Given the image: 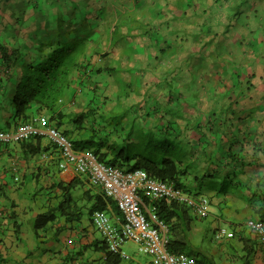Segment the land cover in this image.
Instances as JSON below:
<instances>
[{"label": "crops", "instance_id": "crops-1", "mask_svg": "<svg viewBox=\"0 0 264 264\" xmlns=\"http://www.w3.org/2000/svg\"><path fill=\"white\" fill-rule=\"evenodd\" d=\"M174 4L181 10L164 15L169 23L162 31L153 24L147 27L153 30L133 28L124 36L119 29L115 46L103 45L107 52L103 57L94 53L102 46L91 42L84 67L74 73L73 85L60 104V118L51 123L71 136L78 150H98L109 163L127 166L123 170L141 160L154 161L139 153L126 157V143L163 147L168 153L175 148L172 158H166L176 162L181 185L197 190L195 194L186 190L195 200L207 196L211 201L206 216L189 209L190 243L214 257L216 264H264V241L246 225L264 218L262 51L236 47L227 36L205 29L207 16H213L205 14L204 1ZM191 4L193 14L186 9ZM192 15L203 21L190 23ZM237 68L245 71L236 72ZM16 77L0 68L3 130L16 127ZM121 87L131 90L127 97L121 96ZM107 99L141 104L120 122L119 145L113 131L103 134L98 122L88 121L89 116H99ZM39 115L38 106L28 111L29 119ZM91 132L100 137L95 149L85 145L95 140L88 136ZM157 134L161 140L155 139ZM61 161L60 150L48 137L0 142V264H152V256L130 263L120 256L109 258L93 212L101 208L117 224L122 213L100 187L73 166L61 168ZM223 227L235 237L217 238ZM207 241L212 242L209 248Z\"/></svg>", "mask_w": 264, "mask_h": 264}, {"label": "trees", "instance_id": "trees-1", "mask_svg": "<svg viewBox=\"0 0 264 264\" xmlns=\"http://www.w3.org/2000/svg\"><path fill=\"white\" fill-rule=\"evenodd\" d=\"M24 1H21L24 5L22 9L24 13L28 9H33L38 14H36V19L34 20L36 21V29L30 32V43L25 42V40L23 42L24 37L21 36L20 32L18 33L16 27H13V30L11 29L10 43L13 46L4 42L3 39H0V68L7 75L12 76L15 74L17 76L14 80L15 96L13 99L15 110L14 121L16 126L32 120L28 117V111L33 106L39 107V116L48 115L50 121H57L60 118V104L73 85V75L76 71L84 67V62L91 49L90 33H92V30L84 35V31L78 29L73 34L76 24L84 22L90 14V11L87 12L88 3L72 2V11L68 12L69 19L65 20V14L62 12L63 7H60L61 2L56 6L57 1L45 0L46 2H51V6L48 5L49 7H45V3L44 6H41L43 4L39 0L30 1V3ZM30 6L32 7L29 8ZM59 7L60 9L56 11L55 15L54 13L52 14L50 20L49 10ZM142 7L145 11L139 12ZM156 7L159 8L157 5ZM155 8H149L146 4L144 6L141 5V7L126 9L125 11L118 10L116 12V9H114L115 12H113L111 9L110 14L108 13V9L106 10L105 8L103 10V18L115 21L114 17L119 15L121 19H128L129 22L124 24L130 27L129 30H134V23L137 24L139 21L136 20L133 22L135 16L146 11L148 15L152 12L159 13L158 8ZM96 11L100 12L102 9ZM74 16H76V19L71 20L74 19ZM22 21L23 19H20V22ZM46 21H49V24L55 21L57 27H47ZM72 24L73 26L70 27ZM117 27H119V24L115 23L113 27L111 25L108 29L115 30ZM94 53L99 55L103 54V56L107 55V52L103 53L100 50H95ZM75 148L78 149L77 147ZM92 151L99 156L101 161L113 165L109 163L110 161H106L105 157H101L98 150ZM154 161L141 160L132 169H143L149 176L167 182H173L176 187L186 192L179 182V171L173 159L165 158L160 164ZM186 193L189 194L188 192ZM203 197L207 196H202L196 199V201ZM145 203L154 207L159 219L168 225L169 250L171 252L186 254L193 264H216L214 257H211L207 252L199 249L189 241V233L192 225L189 209L192 210V207L184 202L168 198L159 199L154 202L145 199ZM218 231L216 232V236ZM106 249L109 258L115 256L116 258L118 257V260L120 259L119 255L108 250L107 245Z\"/></svg>", "mask_w": 264, "mask_h": 264}, {"label": "rangeland", "instance_id": "rangeland-1", "mask_svg": "<svg viewBox=\"0 0 264 264\" xmlns=\"http://www.w3.org/2000/svg\"><path fill=\"white\" fill-rule=\"evenodd\" d=\"M22 0H0V39L10 45H12L10 42V36H11V29L13 30V27H16L18 30V33H21V36L24 37L23 42L30 43V32L36 29V12L33 9H28L26 13L23 12L24 5L21 2ZM28 1H34V0H25L24 2ZM52 1V0H50ZM57 1L56 6L59 5L62 8V12L65 14V20L69 19L68 12L72 11V2H83L88 3L87 12L90 11L89 16L85 19L82 23H77L76 28L73 31V34H75V31L78 29H82L84 32L83 34H88L90 30H92V33H90V40L93 42V44H97L99 47L102 46L101 52H105L103 49V45L107 43H112L111 45L115 46L116 42H118L119 38V29L124 32V36H129L127 34L130 33L129 26H126L129 22L128 19L124 20L121 19V17L115 16L114 20H108L103 18V10L106 8L108 9V13L110 14L111 9L114 11L116 9V12L118 10L125 11L126 9L141 7V5H148L149 8H154L152 6H159L158 8L159 13L163 14L161 17H155L151 14L155 13L152 12L148 15L147 11L145 13H140V15L135 16V20H139V17L142 18V21H138L137 24L134 23L135 28L143 30L144 32H147L148 30H151L152 28L148 29L147 27L154 24L153 29H158L157 31H162L165 24L169 23V20L164 19V15L168 17V13L171 14V10L174 9V12H179L181 10L180 6H177L174 4L175 0H53ZM59 1V2H58ZM204 1L203 10H205V14L210 12L209 14H212L213 17L207 16L209 18L206 19L205 15V29L212 28L215 30L217 36H227L228 40L231 41L234 44H236V47H249L252 52L259 53L263 56L264 60V0H202ZM39 2L45 7L51 6V2H46L45 0ZM54 4V3H53ZM140 4V5H139ZM32 5H34L32 3ZM49 5V6H48ZM30 6L29 8H31ZM59 8H51L49 10V16L51 20V16L54 13L56 14V11ZM183 7V6H182ZM189 7V8H188ZM199 7V6H198ZM155 8V9H156ZM98 9H102V11H96ZM187 13H194V7L193 5H188L186 7ZM145 9L142 7L139 12H144ZM45 14V12H44ZM208 14V15H209ZM38 15V14H37ZM149 16L154 17V19L150 20L148 19ZM124 18V17H122ZM20 19H23L22 22H20ZM76 16H74L75 20ZM113 19V18H112ZM190 23H197V21H203L202 18H197V20L194 18V15L190 17ZM176 21V20H175ZM174 21V22H175ZM79 22V21H78ZM119 24V27L115 29L113 32V38L111 39V29H108L113 27L115 24ZM47 27L49 28H56V22H51L49 24V21H46ZM44 23V24H46ZM122 23V24H121ZM125 23V24H124ZM73 24L70 26L72 27ZM44 27V25H43ZM152 29V30H153ZM233 31V32H232ZM22 37V38H23ZM243 37V38H242ZM238 39V40H237ZM263 42H262V41ZM17 45V44H16ZM238 45V46H237ZM13 46V45H12ZM222 47H224L222 45ZM103 57V54H102ZM121 63V62H120ZM236 72H244L245 68L241 69H235ZM121 96L127 97L129 95V89H125L121 87ZM117 98V97H115ZM106 100V99H105ZM108 100V99H107ZM148 105H144V108H147ZM141 109V104L133 103L130 100L127 101H116V99L111 102V100L105 101L104 106L102 107V111L99 113L98 117L89 116L88 121L89 124H94L95 122H98V128L99 131H102L103 134L106 132L115 133L118 140V145L123 137L120 134V122L125 117V115H130L134 111H138ZM98 120H96V119ZM90 131H92L91 126L89 127ZM101 133V134H102ZM95 132H91L88 134V136H92L91 138L95 139L94 142L86 143L88 147H94L96 148L97 144L100 142L98 138L100 137H94ZM69 138L71 136L68 135ZM144 138V137H143ZM161 140V136L158 134L156 135L155 139ZM72 139V138H71ZM129 139V138H128ZM73 140V139H72ZM145 142L148 141L147 138H144ZM158 144V143H157ZM120 148H123V146H120ZM126 157H134L136 153H139L147 158L153 157L152 159L157 161H162L166 157H171L174 154L175 148L172 149L169 153L164 149L163 147H152L145 143V145L142 143V145H138L134 147L131 144L126 143ZM90 149V148H89ZM83 149V150H89ZM171 148H169L170 150ZM135 162L131 161V165H134ZM123 169H126L127 166H122ZM186 190L189 193H197V190L192 188L191 186H188ZM186 191V192H187ZM192 191V192H190ZM224 228V227H223ZM228 229V228H225ZM231 229V228H230ZM212 242L207 241L206 246L209 248L211 246ZM128 255L130 256L128 259L124 258V262L130 263L134 261L139 260H150L152 257L151 255H148L146 253H143L139 250V246L134 242H129L125 244L123 248ZM206 249V248H205ZM208 250V249H206Z\"/></svg>", "mask_w": 264, "mask_h": 264}, {"label": "built area", "instance_id": "built-area-1", "mask_svg": "<svg viewBox=\"0 0 264 264\" xmlns=\"http://www.w3.org/2000/svg\"><path fill=\"white\" fill-rule=\"evenodd\" d=\"M48 137L60 150L61 168L73 166L93 186L100 187L107 198L115 201L122 213L120 224L114 223L105 210L94 211L92 220L108 250L121 258L125 244L134 242L139 250L153 257L152 264H193L186 254L169 250V227L159 219L154 207L145 203L168 198L184 202L193 210L206 216L210 201L203 197L196 201L173 182L153 178L143 169L123 170L99 159L92 150H78L74 142L48 117L38 116L12 130L0 129V142H22L34 137ZM247 227L264 241V218L249 220ZM234 237V232L221 228L217 237Z\"/></svg>", "mask_w": 264, "mask_h": 264}, {"label": "clouds", "instance_id": "clouds-1", "mask_svg": "<svg viewBox=\"0 0 264 264\" xmlns=\"http://www.w3.org/2000/svg\"><path fill=\"white\" fill-rule=\"evenodd\" d=\"M47 117V116H46Z\"/></svg>", "mask_w": 264, "mask_h": 264}]
</instances>
